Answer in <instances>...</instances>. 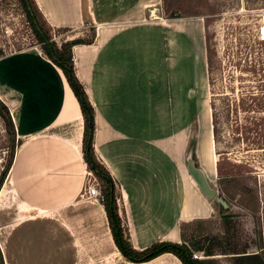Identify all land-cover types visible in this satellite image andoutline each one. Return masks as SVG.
Here are the masks:
<instances>
[{"label": "crops", "instance_id": "obj_1", "mask_svg": "<svg viewBox=\"0 0 264 264\" xmlns=\"http://www.w3.org/2000/svg\"><path fill=\"white\" fill-rule=\"evenodd\" d=\"M34 1L52 28L73 32L66 39L95 28L93 43L72 47L73 62L95 112L94 150L117 182V203L133 247L179 242L180 221L215 212L185 160L195 114L198 163L210 183L217 176L216 150L211 167L200 157L206 138L201 115L211 109L204 24L167 18L162 0ZM0 97L9 106L16 137L0 187V232L6 231V239L28 222L54 223L53 237L63 234L56 260L67 253L66 260L75 264L78 243L87 234L78 229L91 225L94 214L105 213L102 202L81 199L78 178L88 169L78 101L62 71L38 46L0 57ZM211 136L214 141L212 129ZM193 188L200 206L194 204ZM7 258L26 264L14 254Z\"/></svg>", "mask_w": 264, "mask_h": 264}, {"label": "rangeland", "instance_id": "obj_2", "mask_svg": "<svg viewBox=\"0 0 264 264\" xmlns=\"http://www.w3.org/2000/svg\"><path fill=\"white\" fill-rule=\"evenodd\" d=\"M204 1L208 7L203 9L204 13L201 16L183 18H190L191 23L203 24L204 18L206 19L209 43L215 52L210 87L213 93L209 91V94L213 98L218 128V140L215 142L218 161L217 176L210 184L215 189L218 188L219 196H224L219 178L229 175L243 176V181L257 189L260 200L258 220L235 202L223 209H228V214L238 216L243 229L253 238H258L255 228L259 229L263 254L260 249L253 246L247 254L254 255L246 256L245 261L247 264H264V0ZM210 9L215 11L208 12ZM72 33L65 31L60 36L63 35L65 38ZM88 34V30L80 31L78 36L87 37ZM60 36L56 34L55 37ZM36 46L38 45L30 32L18 0H0L1 57ZM12 146L15 149L16 137L10 140L9 130L0 115V148L6 149L9 156ZM177 150L181 157L178 147ZM194 173L209 195L210 192L201 174L195 170ZM78 181L82 188L81 199L89 202L84 195L85 188L97 182L100 186V182L87 170L80 175ZM161 195L164 200L166 195L162 193ZM165 202H168V199ZM218 212L221 211L215 210L214 214ZM106 218L104 212L100 215L94 214L91 225L86 229L84 227L78 229L81 230L78 232L81 236L85 230L87 234L83 235V239L78 243L79 255L75 264H128L129 261L116 253ZM6 229L9 230V227ZM57 231L56 224L35 220L13 228L6 239V231L3 234L0 232L3 264H13L14 261L10 260L8 263L7 258V256L11 258L13 254L25 260L26 264H70V260H66L69 258L67 253L56 260L57 242L63 238L62 232L59 237H53ZM43 254H49L52 259H42ZM216 257L220 264H233L229 257L223 255ZM145 264L180 262L169 254Z\"/></svg>", "mask_w": 264, "mask_h": 264}, {"label": "trees", "instance_id": "obj_3", "mask_svg": "<svg viewBox=\"0 0 264 264\" xmlns=\"http://www.w3.org/2000/svg\"><path fill=\"white\" fill-rule=\"evenodd\" d=\"M27 25L33 35L35 43L42 53L63 73L70 89L78 101L82 120V157L89 172L100 182V190L103 194V208L107 217L108 227L114 245L126 261L134 264H143L159 258L162 254L169 253L176 257L181 264H220L217 255L229 257L233 264H247L248 250L255 246L262 250L260 231L256 227L258 238H253L247 233L238 216L228 214L222 205L216 200H207L214 210H219L207 218H196L188 221H180L179 242L155 241L148 246L134 248L128 232L123 208H119L118 199L121 198L117 182L97 157L93 141L95 134V112L85 91L84 85L75 73L72 47L77 44H91L95 37V28L91 27L87 37L75 36L71 39H62L59 42L54 38L56 32L70 31L69 28H52L36 6L34 0H18ZM208 4L204 0H162V8L167 18H183L201 16ZM210 9L208 12H214ZM207 21L204 18L206 62L208 72L209 91L212 84V70L214 66L215 52L211 48L207 32ZM1 57V55H0ZM212 112V132L216 142L218 140V128L213 98L210 97ZM0 115L4 118L5 125L10 133V140L15 136L14 126L9 115L8 108L0 101ZM197 121L194 114L191 122L190 137L186 149L191 151L192 160L196 167H200L195 152ZM13 146L9 152L4 168L0 172V187L10 166L13 156ZM207 178V177H206ZM208 179V178H207ZM224 196L222 198L230 205L235 202L245 209L252 217L259 219L260 200L257 189L243 181V176H224L219 178ZM198 186V185H197ZM121 210L122 215L119 213ZM258 223V222H257ZM255 233V234H256ZM198 253H201L198 254ZM0 264H3L0 253Z\"/></svg>", "mask_w": 264, "mask_h": 264}, {"label": "bare ground", "instance_id": "obj_4", "mask_svg": "<svg viewBox=\"0 0 264 264\" xmlns=\"http://www.w3.org/2000/svg\"><path fill=\"white\" fill-rule=\"evenodd\" d=\"M212 112L211 109H207V112H204L201 115V120H200V125H201V131L206 135V138L204 141L201 142L200 144V157L207 167L213 166L215 163L216 159V153L214 149V141L211 136V129H212ZM207 170V169H206ZM192 196H196L197 199L195 200L194 204L197 206H200L202 203L201 200L199 199L200 196L195 192V188L192 189L191 191ZM172 234V239H176V234L174 232H171Z\"/></svg>", "mask_w": 264, "mask_h": 264}, {"label": "water", "instance_id": "obj_5", "mask_svg": "<svg viewBox=\"0 0 264 264\" xmlns=\"http://www.w3.org/2000/svg\"><path fill=\"white\" fill-rule=\"evenodd\" d=\"M195 152L197 155V138H196ZM197 158H198V155H197ZM185 160H186V167H187L188 173L190 174L192 179L195 181V183L198 185V187L202 190V192L206 195V197L210 200L218 201L222 205L223 208L225 209L228 208L229 207L228 203L222 198V196L218 195L217 190L210 184V181L206 178V175L204 171L202 170V168L196 167L194 165V162L192 160V154L189 149L186 152ZM194 170L197 171L199 174H201V176L203 177L206 187L208 191L210 192L209 195L206 193L205 189L201 186V184L197 180Z\"/></svg>", "mask_w": 264, "mask_h": 264}, {"label": "built area", "instance_id": "obj_6", "mask_svg": "<svg viewBox=\"0 0 264 264\" xmlns=\"http://www.w3.org/2000/svg\"><path fill=\"white\" fill-rule=\"evenodd\" d=\"M0 101L8 108L9 114V106L5 103V101L0 97ZM6 158H8V152L4 148H0V169L4 168V164L6 163ZM84 195L88 200H96L98 202L103 201V194L100 190L99 183L90 184L84 190Z\"/></svg>", "mask_w": 264, "mask_h": 264}, {"label": "flooded vegetation", "instance_id": "obj_7", "mask_svg": "<svg viewBox=\"0 0 264 264\" xmlns=\"http://www.w3.org/2000/svg\"><path fill=\"white\" fill-rule=\"evenodd\" d=\"M216 190H218V188Z\"/></svg>", "mask_w": 264, "mask_h": 264}]
</instances>
